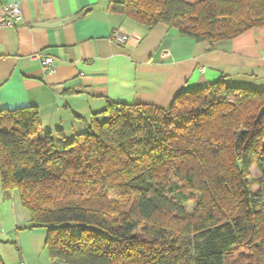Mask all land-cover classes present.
Returning <instances> with one entry per match:
<instances>
[{"label": "trees", "instance_id": "16d2710c", "mask_svg": "<svg viewBox=\"0 0 264 264\" xmlns=\"http://www.w3.org/2000/svg\"><path fill=\"white\" fill-rule=\"evenodd\" d=\"M110 9L211 49L264 26V0H119ZM85 122L66 141L43 128L35 105L0 109V190L20 193L52 260L264 264V90L221 79L182 90L168 108L108 101Z\"/></svg>", "mask_w": 264, "mask_h": 264}, {"label": "crops", "instance_id": "0c3cea01", "mask_svg": "<svg viewBox=\"0 0 264 264\" xmlns=\"http://www.w3.org/2000/svg\"><path fill=\"white\" fill-rule=\"evenodd\" d=\"M6 1L20 4L23 19L0 28V109L35 105L43 128L62 130L66 141L83 132L85 120L108 101L168 108L182 90L221 79L264 90V26L211 49L164 23L150 29L113 12L110 5L119 0ZM117 31L129 36L126 43L116 41ZM38 54L54 57L53 66L46 70ZM19 224L30 225L20 193L1 189L0 239L14 238ZM26 233L32 239L20 233L19 255L10 263L3 257L7 244L0 242L5 264H64L49 258L46 229Z\"/></svg>", "mask_w": 264, "mask_h": 264}, {"label": "built area", "instance_id": "2783aa9c", "mask_svg": "<svg viewBox=\"0 0 264 264\" xmlns=\"http://www.w3.org/2000/svg\"><path fill=\"white\" fill-rule=\"evenodd\" d=\"M22 19L23 12L19 3L0 0V28L14 27L19 24ZM114 35L116 41L121 44L126 43L129 39V36L122 32L117 31ZM36 57L40 58L41 63L46 70L53 66L54 57L41 54L36 55ZM19 264H25V262H20Z\"/></svg>", "mask_w": 264, "mask_h": 264}, {"label": "rangeland", "instance_id": "374dc122", "mask_svg": "<svg viewBox=\"0 0 264 264\" xmlns=\"http://www.w3.org/2000/svg\"><path fill=\"white\" fill-rule=\"evenodd\" d=\"M250 172H251V175L248 178V182L250 184V190L252 192H255L257 190V188H258V186L256 184V180L260 176V173L256 170L255 167H253ZM191 207H192V204H190V208ZM30 229H31L30 225L29 226H23L22 224H19L17 230L13 234L14 238H10L11 236H7V237L5 236L4 240L0 239V242H3V243L7 244V247H5V248H7L6 257L5 256H3V257L8 263H10V261L16 260V257L19 255V250H18L17 243L19 241L18 239L20 238V236H19L20 233H21V236H23L24 240L28 241V240L32 239L31 235H28V233H26V231L30 230ZM48 256L51 259L49 253H48Z\"/></svg>", "mask_w": 264, "mask_h": 264}]
</instances>
